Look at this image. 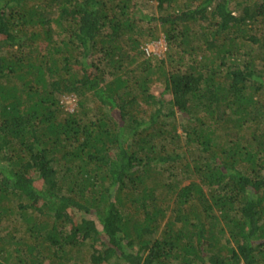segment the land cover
Returning a JSON list of instances; mask_svg holds the SVG:
<instances>
[{
    "label": "trees",
    "instance_id": "1",
    "mask_svg": "<svg viewBox=\"0 0 264 264\" xmlns=\"http://www.w3.org/2000/svg\"><path fill=\"white\" fill-rule=\"evenodd\" d=\"M0 264H264V0H0Z\"/></svg>",
    "mask_w": 264,
    "mask_h": 264
},
{
    "label": "rangeland",
    "instance_id": "2",
    "mask_svg": "<svg viewBox=\"0 0 264 264\" xmlns=\"http://www.w3.org/2000/svg\"><path fill=\"white\" fill-rule=\"evenodd\" d=\"M148 53H153L156 55H161L166 50V44L163 35L159 36V39L146 44L145 47ZM145 50V51H146ZM67 110L72 111L76 105V98L73 95L64 96L62 99ZM186 183V182H184Z\"/></svg>",
    "mask_w": 264,
    "mask_h": 264
},
{
    "label": "built area",
    "instance_id": "3",
    "mask_svg": "<svg viewBox=\"0 0 264 264\" xmlns=\"http://www.w3.org/2000/svg\"><path fill=\"white\" fill-rule=\"evenodd\" d=\"M145 50H146V48H145ZM146 53L148 54L147 50H146Z\"/></svg>",
    "mask_w": 264,
    "mask_h": 264
}]
</instances>
